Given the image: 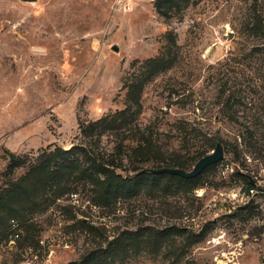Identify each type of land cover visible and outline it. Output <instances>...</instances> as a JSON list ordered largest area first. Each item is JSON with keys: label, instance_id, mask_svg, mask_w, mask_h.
Instances as JSON below:
<instances>
[{"label": "rangeland", "instance_id": "374dc122", "mask_svg": "<svg viewBox=\"0 0 264 264\" xmlns=\"http://www.w3.org/2000/svg\"><path fill=\"white\" fill-rule=\"evenodd\" d=\"M255 6L178 0L165 16L155 0H0V196L14 193L0 202V264H264L263 76L230 60L257 42ZM104 117L115 126L92 124ZM211 138L225 155L193 182L113 191L85 171L91 158L125 177L192 170ZM57 147L76 149L55 161Z\"/></svg>", "mask_w": 264, "mask_h": 264}, {"label": "trees", "instance_id": "16d2710c", "mask_svg": "<svg viewBox=\"0 0 264 264\" xmlns=\"http://www.w3.org/2000/svg\"><path fill=\"white\" fill-rule=\"evenodd\" d=\"M178 0H155V4L156 7L158 9V12L162 15L168 16L170 15V9H173L175 7V4L177 3ZM248 28L250 30V32L253 34V36L257 39V42L255 44H253L252 48L248 51H242L240 52L241 55H236L235 57H233L232 59H230L232 61V63L234 65H243V64H247L249 66H251L252 68H254L256 71H260L261 76H263L262 80L264 82V11L263 9H260L259 7L255 6L253 9V13L251 15L250 20L247 22ZM167 49V48H166ZM165 49L161 50L160 53L157 56L151 57L148 59L147 63L152 65V66H158V65H162L164 64V52ZM261 55V57H260ZM260 63L261 66L256 67L257 63ZM260 87L263 88L264 91V84H259ZM233 98H241V96L239 95H234V94H229V97L227 98V103H231V101H233ZM134 99V98H132ZM137 101V100H135ZM239 101V100H238ZM113 124H111V123ZM114 122L115 120L109 119L108 117H104L101 118L100 120L92 123L94 125H102L101 127H103L104 125L107 127H114ZM216 139L215 138H211V140H209V143L211 146L214 147V145H216L218 142H221L220 140H217V142H215ZM76 148L72 147L69 150H64L63 148L57 147L55 150H53V152L50 153V155L52 156L53 160H57L60 157L63 156H70L71 153L75 150ZM204 154L201 153L198 156H196V158H194L195 160L202 156ZM15 157V156H13ZM92 162L91 164L88 166V168L85 170L86 172H90L92 169L97 170L98 172H101L104 174V186L106 190H113V191H120L121 189H130L132 191V189H134V186L136 185V180L143 177V176H148L151 178H155V177H168L169 179H173V181H175V183H183V182H193L195 180H197L200 177V174L195 176V177H190V178H186V177H182L180 175L177 174H172V173H168V172H164V173H154V172H149L146 169H144L143 171L139 172L138 174H136L135 176L132 177H125L123 174L117 173L116 170L114 169H110L109 167H107L102 161H100L98 158H91ZM64 162H66L67 164H71V165H75L77 162L72 161L70 158H65ZM111 163V162H110ZM112 164V163H111ZM115 164V162H114ZM186 162H173V163H166L164 165H159L157 168H162V167H179V168H183L185 169L186 166ZM217 164V163H215ZM215 164H211L210 166H208L207 168H210L212 166H214ZM151 175V176H150ZM247 183H248V190L253 189L256 187V184L253 183L251 181L250 178L246 179ZM178 183V184H179ZM14 196V193H10L7 196H0V202H2V204L6 205V206H11V197ZM247 208V206H243V208L239 209L236 213L240 212V210ZM12 219H16L20 222V225H24V220L22 217H20V215L14 213L11 214L8 218V226H7V230L9 231V233L11 234V229H10V222ZM176 232L180 235H184V234H188V240L189 244L197 242L199 240H201L204 236L205 233L201 232L200 234L194 235L191 237V234L189 232V230H187L186 228H175ZM163 242V238L162 237H156V238H152L150 240H148L147 244L148 247H150L151 250H157L159 249V247L161 246ZM109 247H107L103 253H109ZM105 254H101V256H104Z\"/></svg>", "mask_w": 264, "mask_h": 264}, {"label": "water", "instance_id": "95a60500", "mask_svg": "<svg viewBox=\"0 0 264 264\" xmlns=\"http://www.w3.org/2000/svg\"><path fill=\"white\" fill-rule=\"evenodd\" d=\"M24 1L35 2L37 0H24ZM224 155H225L224 146L221 142H218L215 148L212 150V152L202 156L196 162L192 170H186L179 167L146 168V170L154 173L168 172V173L180 175L182 177L190 178L201 174L211 164H215L219 162L224 157ZM249 178L254 183L252 177L249 176Z\"/></svg>", "mask_w": 264, "mask_h": 264}, {"label": "built area", "instance_id": "2783aa9c", "mask_svg": "<svg viewBox=\"0 0 264 264\" xmlns=\"http://www.w3.org/2000/svg\"><path fill=\"white\" fill-rule=\"evenodd\" d=\"M78 193L72 192L70 194V198L73 201H77ZM94 207H96L94 205ZM10 229H11V243H15L16 239L21 236V229H20V222L16 219H12L10 222Z\"/></svg>", "mask_w": 264, "mask_h": 264}]
</instances>
